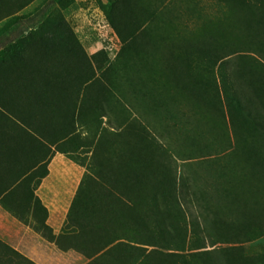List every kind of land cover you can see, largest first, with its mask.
<instances>
[{
    "label": "rangeland",
    "instance_id": "374dc122",
    "mask_svg": "<svg viewBox=\"0 0 264 264\" xmlns=\"http://www.w3.org/2000/svg\"><path fill=\"white\" fill-rule=\"evenodd\" d=\"M260 7L0 0V113L23 132L1 155L85 166L78 264H264ZM0 264L33 263L0 240Z\"/></svg>",
    "mask_w": 264,
    "mask_h": 264
},
{
    "label": "crops",
    "instance_id": "0c3cea01",
    "mask_svg": "<svg viewBox=\"0 0 264 264\" xmlns=\"http://www.w3.org/2000/svg\"><path fill=\"white\" fill-rule=\"evenodd\" d=\"M7 120L8 114L1 112L0 139L7 140L10 133L18 141L23 132L9 131ZM0 149V240L33 264L89 263L97 257L88 251L94 244L81 243L80 237L72 240L71 234L91 216L85 166L62 152L44 160L32 153L27 160L24 147L13 156L1 155ZM94 183L90 189L96 191ZM102 183L97 180L95 185Z\"/></svg>",
    "mask_w": 264,
    "mask_h": 264
},
{
    "label": "trees",
    "instance_id": "16d2710c",
    "mask_svg": "<svg viewBox=\"0 0 264 264\" xmlns=\"http://www.w3.org/2000/svg\"><path fill=\"white\" fill-rule=\"evenodd\" d=\"M260 12L264 13V0H261Z\"/></svg>",
    "mask_w": 264,
    "mask_h": 264
}]
</instances>
